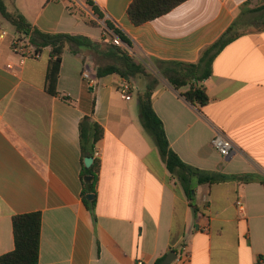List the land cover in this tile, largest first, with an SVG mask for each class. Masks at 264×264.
Listing matches in <instances>:
<instances>
[{
    "label": "crops",
    "instance_id": "crops-1",
    "mask_svg": "<svg viewBox=\"0 0 264 264\" xmlns=\"http://www.w3.org/2000/svg\"><path fill=\"white\" fill-rule=\"evenodd\" d=\"M2 1L34 28L86 36L95 49L73 53L66 47L54 95L51 49L20 65L12 50L16 31L0 40V256L15 249L13 218L40 212L39 264H154L174 250L179 260L172 264H264V31L227 45L211 75L196 82L210 97L204 107L187 102L182 94L190 85L175 89L154 63H198L246 2L250 9L264 2L188 0L136 26L127 13L133 0H91L103 19L88 0ZM106 21L132 43L119 47L156 80L153 108L180 159L202 171L253 180L198 185L189 200L141 120L139 97L149 78L97 76L114 63ZM125 83L130 99L121 91ZM93 101L92 119L104 129L95 147L101 153L96 221L81 196L80 125ZM217 131L237 146L232 157L214 147Z\"/></svg>",
    "mask_w": 264,
    "mask_h": 264
},
{
    "label": "trees",
    "instance_id": "trees-1",
    "mask_svg": "<svg viewBox=\"0 0 264 264\" xmlns=\"http://www.w3.org/2000/svg\"><path fill=\"white\" fill-rule=\"evenodd\" d=\"M188 0H133L128 8V16L131 22L140 26L147 22L154 21L157 18L171 12L179 5ZM95 15L99 19L104 16L100 9L88 0ZM251 2H246L241 7V12L233 24L224 32V34L212 45L207 47L196 64H186L182 62L168 63L169 67H162L158 60H154L155 65L161 72L162 76L173 85L177 90L190 85V88L182 94L187 102L200 108L209 104L210 97L205 86L197 83H203L212 72V64L221 51L230 43L241 37L247 32L241 31L247 26L257 27L258 32L264 31V5L250 9L247 8ZM0 14L15 29L17 34H27L31 36V43L36 48L38 54L46 48L51 49V60L48 69V81L50 84L49 91L54 95L57 94L56 87L60 76L62 65V55L66 47L69 46L73 53H77L82 48L95 49V43L83 35H72L66 33H45L34 28L27 19L18 11H9L2 0H0ZM246 20H243V17ZM259 25V26H258ZM106 26L118 35L121 40L128 46L131 41L125 34L114 25L106 21ZM114 57V63L97 70L98 77H104L110 74H119L122 77L133 78L146 76L149 78L147 90L139 97L140 116L145 130L154 139L161 158L165 162L169 173L181 185L183 191L190 201L194 199L195 190L198 185L216 184L226 182L230 179H242L244 181L253 180V176H228L217 172H207L194 168L184 163L180 157L171 149L163 122L156 114L153 108V96L156 80L151 78L147 72V66L137 62L129 55L125 48L114 44L111 49ZM69 100L68 97H64ZM95 102H92L91 114L86 115L80 125V144L81 159L83 170L81 179L83 181L82 199L88 210L92 213L94 220H97V184L101 161L94 157L96 144L103 138L104 129L92 119ZM93 157L94 162L91 167L87 168L84 160ZM85 177H93L92 182L85 181ZM264 184V179H261ZM94 194V199H88V195ZM195 212L197 209L194 208ZM42 230V215L40 212L17 215L13 218V233L15 239V249L12 252L0 256V264H39L40 241ZM176 253L179 251L174 250ZM167 255L157 259L154 264H164Z\"/></svg>",
    "mask_w": 264,
    "mask_h": 264
},
{
    "label": "built area",
    "instance_id": "built-area-1",
    "mask_svg": "<svg viewBox=\"0 0 264 264\" xmlns=\"http://www.w3.org/2000/svg\"><path fill=\"white\" fill-rule=\"evenodd\" d=\"M7 30H5L0 25V40H4L7 36ZM113 43L117 46H122L123 41L118 35L114 34ZM12 50L13 52L19 56V63L23 65L25 61L30 57H39L40 54L36 52V48L31 43V36L27 34H17L12 42ZM11 67V66H9ZM83 77L88 81L90 86H94L96 81L88 72H84ZM131 87L128 83H125L121 91L123 94H126V99H130L129 92ZM212 143L214 147L218 150V152L223 156L230 158L238 152L237 146L234 142L222 131H217ZM94 157L100 160L101 153L99 150H96L94 153ZM184 251V250H183ZM183 256V252L181 253ZM179 260V258H178ZM137 264H145L143 261H137Z\"/></svg>",
    "mask_w": 264,
    "mask_h": 264
},
{
    "label": "water",
    "instance_id": "water-1",
    "mask_svg": "<svg viewBox=\"0 0 264 264\" xmlns=\"http://www.w3.org/2000/svg\"><path fill=\"white\" fill-rule=\"evenodd\" d=\"M94 162V158L93 157H88L84 160L85 166L87 168L91 167L92 164ZM85 181L87 182H92L93 181V177H85ZM95 195L94 194H90L88 195V199H94ZM177 254L174 251H171L165 258L164 264H172L173 262H175L177 260Z\"/></svg>",
    "mask_w": 264,
    "mask_h": 264
},
{
    "label": "rangeland",
    "instance_id": "rangeland-1",
    "mask_svg": "<svg viewBox=\"0 0 264 264\" xmlns=\"http://www.w3.org/2000/svg\"><path fill=\"white\" fill-rule=\"evenodd\" d=\"M12 1H14V0H12ZM257 2L258 3H255V6H258V5L262 4L264 1L263 0H258ZM0 21H1V23H2V25H3V27H4L5 30H7L9 32H12V33L15 32L14 27L12 25H10L8 22H6L3 19H0ZM256 28L257 27H254V26H247L246 28H243L241 31H244V32H255V31H257Z\"/></svg>",
    "mask_w": 264,
    "mask_h": 264
}]
</instances>
